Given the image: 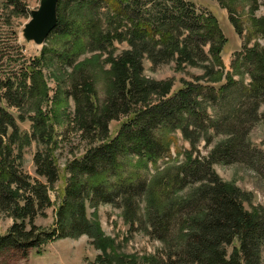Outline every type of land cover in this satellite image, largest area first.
Wrapping results in <instances>:
<instances>
[{"label":"trees","instance_id":"1","mask_svg":"<svg viewBox=\"0 0 264 264\" xmlns=\"http://www.w3.org/2000/svg\"><path fill=\"white\" fill-rule=\"evenodd\" d=\"M14 1L0 0V8L15 5ZM250 1L254 40L264 36V18L255 15L258 1ZM101 12L116 17L114 22L107 20L110 30H103L92 19L101 17ZM58 16V26L50 36L53 56L72 66L85 53L100 52L112 66L111 87L104 104L98 103L89 80L81 83L84 87L75 88L80 95L75 98V124L82 138L93 143L85 156L69 167L71 184L67 183L57 212V230L47 232L37 227L35 220L53 206L49 191L60 177L54 167V150L45 160L38 154L35 161L47 185L25 176L20 170L24 147L18 145L17 121L2 104L7 101L21 110L19 95L26 97L29 88V95L39 100V106L34 135L26 141L28 145L32 140L51 145L54 128L41 110L49 100V88L42 71L29 69L22 79L31 80V87L25 84L16 90L15 80L0 77V215L15 221L7 236L0 237V259L9 253L25 258L32 250L41 253L54 240L83 236L93 239L96 248L108 257L115 242L88 218V205L122 200L125 219L133 228L142 221L138 218L142 217L141 203L146 204L145 225L149 228L151 223L168 252L167 262L161 259L162 264H263L264 211L248 212L244 192L222 180L215 166L248 163L252 153L263 164L256 171L264 181V152H252L248 140L251 129L261 121L264 105V51L256 45L245 58L238 55L234 74H225L222 55L227 41L219 20L213 14L199 15L185 0H60ZM232 23L243 35L242 25L234 18ZM116 42L129 45L118 57L109 50ZM208 46V65L197 81L216 85L214 88L186 82L172 93L170 82L150 81L144 76L146 60L153 65L176 61L179 68H197L200 62H207L204 56ZM0 55L9 58L11 53ZM96 61L84 62L75 71H86L88 63ZM244 71L253 81L249 96H244L248 92L244 83L234 80V76L243 77ZM80 80L76 77L74 81ZM226 95L228 99L220 104L222 114L212 123L208 104L215 106ZM54 100L61 103L59 93ZM61 116L62 110L56 112L55 119ZM120 120L124 121L122 129L110 139V124ZM220 130L227 136L208 156L197 155L202 134ZM177 133L190 143L192 151L185 153L184 161L170 158L161 171L159 162L170 157ZM89 135L95 138L91 140ZM209 144L210 140L206 146ZM130 157L137 159L138 166H133ZM149 166L157 173L148 179L137 168L149 172ZM178 226V234L172 238L173 227Z\"/></svg>","mask_w":264,"mask_h":264},{"label":"rangeland","instance_id":"2","mask_svg":"<svg viewBox=\"0 0 264 264\" xmlns=\"http://www.w3.org/2000/svg\"><path fill=\"white\" fill-rule=\"evenodd\" d=\"M2 1L5 2L6 0ZM185 1L194 5L199 15L213 14L219 20L223 35L227 41L222 55L225 74H234L233 63L235 58H238V55L245 58L244 55L253 51L256 45L260 47V50L264 51V36H259L252 40L250 19L252 17L253 4L250 0ZM257 1L259 11L255 15L261 19L264 18V0ZM14 2L15 5L10 4V6H7L6 4L2 6V9L0 8V54L11 53L9 58L0 57V61H2L0 62V77L2 76L3 80L5 78L6 80H15L14 87L16 90L19 86L25 84L31 87V80L22 79L29 72V69L33 72H43L45 82L49 88V100L41 105V110L44 116L49 118L48 125H52L54 128L53 143L49 145L47 142L32 140L28 145L26 141V138L34 135V120L38 118L36 108L39 106V100L29 95V88L26 97L25 94L19 95L23 105L21 110L14 105L6 103L7 101L3 102L2 107L6 108L17 121L20 134L18 145H23L24 147L20 170L25 176L30 177L33 182L39 181L47 185L46 179L39 176L35 161L38 154L42 156V160H45L49 156V152L54 150L53 154L57 159V164L54 167L60 177L49 191L53 206L45 209L43 214L38 215L35 220L37 227L47 232H53L57 230V212L65 199L67 183L71 184L69 167L75 160L82 159L93 143L82 138V134L75 124L76 111L78 110V103L75 98L76 95L80 97L75 88L84 87L81 86V83L89 80L93 85L94 95L98 97V103L104 104L111 87L109 72L112 66L109 58L101 55L100 52L85 53L76 58L72 66L66 65L62 59L53 56L55 48L52 38H49L50 40L48 39L42 46L27 44L23 31L31 19L32 12L39 10L41 0H15ZM102 14L101 17L96 15L92 19H95V22L103 30H108L107 20L111 19V22H114L116 17L106 12ZM232 18L242 25L244 29L243 35L237 32L232 23ZM209 48V46L206 48L205 61H207V58L209 59ZM128 49L129 45L127 42L123 44L116 42L114 49L110 48L109 50L110 52H115V57H118L121 52ZM45 51L47 56H44ZM94 58H97V61L88 63L86 71H75L78 65L84 62H93ZM207 65L208 61L206 63L200 62L197 68H179L176 61H161L160 65H153L150 60H146L144 76L150 81L170 82L173 85L172 93L183 88L186 82L199 83L206 87L214 88L216 85L197 81L198 78L204 76L203 68ZM76 77L81 78L77 83L74 81ZM234 80L244 83L245 90L248 91L244 93V96H249L253 82L251 75L244 71L243 77L237 75L234 76ZM14 92L18 94L16 91ZM58 93L61 103L56 104L57 100L54 99ZM225 99H228V95L225 98L221 96L215 106L208 104L211 107L208 113L212 123L217 122L218 118H220V114H222L220 104ZM244 100L245 98L242 99V101ZM60 110H62L63 116L55 119L56 112ZM260 114L261 121L251 129V133L248 136L249 144L252 147L251 151L258 153L264 152V105H262ZM20 118L24 120L22 121ZM123 123L124 121L120 120L110 124V139L117 137ZM89 136L91 140L95 138L94 135ZM225 136L227 134L222 130L219 133L210 131L209 135L202 134L201 143L196 151L197 155L208 156ZM173 138L175 143L170 157L159 162V166L162 168L161 171L164 170L166 163L171 160L170 158L176 162H178L179 158L184 161L185 153L192 151L190 143L184 140L181 133H177ZM208 140L211 141V144L207 147L206 143ZM248 157V163L237 161V163L226 166L216 165L215 170L222 180L236 185L244 192L246 195L245 208L248 212L261 214L264 211V181L261 180L256 169L262 167L263 164L255 154L249 153ZM130 160L133 161V166H138V161L135 157H130ZM148 169L150 173L137 168L140 175L149 179L157 171L150 166ZM130 172L131 169L129 168ZM123 205L124 202L122 200H116L114 204L98 203L96 207L88 205V218L100 226L106 238L115 242L114 249L109 252L108 257L104 256L96 248L93 239L83 236L79 239L54 240L43 247L41 253H38L37 250H32L29 252V256L25 258L16 253H9L0 259V264H162L163 261L167 262L168 252L166 247L155 235L151 228V223H148L150 229L145 225L146 204L144 202L141 203L142 217L139 216L138 218L142 221L134 228L125 219ZM14 224L15 221L11 217L0 215V237L7 236ZM178 231L179 226L173 227L172 238L177 236ZM232 251L233 248H230L229 252L232 253ZM155 260L158 263H155ZM262 263L264 264V254Z\"/></svg>","mask_w":264,"mask_h":264},{"label":"water","instance_id":"3","mask_svg":"<svg viewBox=\"0 0 264 264\" xmlns=\"http://www.w3.org/2000/svg\"><path fill=\"white\" fill-rule=\"evenodd\" d=\"M60 0H41L40 8L33 11L23 31L27 44L44 45L56 30L59 21Z\"/></svg>","mask_w":264,"mask_h":264}]
</instances>
